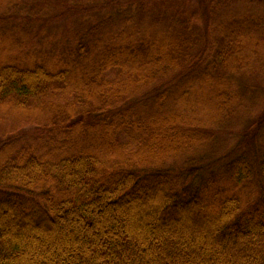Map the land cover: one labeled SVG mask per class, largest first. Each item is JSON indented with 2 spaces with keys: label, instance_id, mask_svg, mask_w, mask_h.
<instances>
[{
  "label": "trees",
  "instance_id": "16d2710c",
  "mask_svg": "<svg viewBox=\"0 0 264 264\" xmlns=\"http://www.w3.org/2000/svg\"><path fill=\"white\" fill-rule=\"evenodd\" d=\"M0 0V264H264V0Z\"/></svg>",
  "mask_w": 264,
  "mask_h": 264
},
{
  "label": "rangeland",
  "instance_id": "374dc122",
  "mask_svg": "<svg viewBox=\"0 0 264 264\" xmlns=\"http://www.w3.org/2000/svg\"><path fill=\"white\" fill-rule=\"evenodd\" d=\"M191 2H192V4L190 6H192V5L193 6H197V5L199 6L201 4V2L199 0H192Z\"/></svg>",
  "mask_w": 264,
  "mask_h": 264
}]
</instances>
